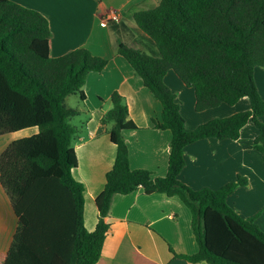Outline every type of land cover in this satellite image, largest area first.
Wrapping results in <instances>:
<instances>
[{
	"label": "trees",
	"instance_id": "1",
	"mask_svg": "<svg viewBox=\"0 0 264 264\" xmlns=\"http://www.w3.org/2000/svg\"><path fill=\"white\" fill-rule=\"evenodd\" d=\"M129 15L153 40L158 55L124 44L118 54L162 103V120H154V126L172 132L168 173L153 178L146 170L131 169L124 131L137 127L125 98L114 93L102 124L117 156L96 200V229L89 232L85 187L73 177L81 129L72 120L81 111L67 107L66 99L80 95L84 101L89 74L102 72L108 61L87 49L51 57L49 21L36 10L0 0V137L38 128L0 154V184L18 217L0 264H96L110 229L113 198L139 188L147 195L177 196L191 211L198 251L178 257L192 263L264 264V232L227 201L247 180L238 178L218 190H194L179 180L188 145L210 138L237 141L249 122L259 131L249 147L264 160V99L255 81V69L264 68V0H161L151 9L133 7ZM170 70L195 90L199 112L234 106L245 97L251 110L187 131L177 97L165 83Z\"/></svg>",
	"mask_w": 264,
	"mask_h": 264
},
{
	"label": "crops",
	"instance_id": "2",
	"mask_svg": "<svg viewBox=\"0 0 264 264\" xmlns=\"http://www.w3.org/2000/svg\"><path fill=\"white\" fill-rule=\"evenodd\" d=\"M12 1L38 11L49 21L51 57L87 49L108 61L102 72L89 74L83 89L85 100L77 95L78 103L72 108L81 111L72 120V124L81 129L75 143L78 167L73 170V177L85 187V227L94 232L99 215L96 200L105 189L107 174L113 169L117 156V147L111 141L107 126L102 124L114 93L125 98L129 118L137 127L124 131L131 169L146 170L153 178H162L168 173L172 132L154 126V120H162V103L135 74L131 64L118 54V47L124 44L152 56L158 55L155 43L133 21L129 11L133 7H157L161 0ZM113 11L121 13L118 22L107 20ZM259 68L263 67L255 69V81L258 74H264L262 70L257 71ZM165 83L177 97L187 131H194L213 119L251 110V101L245 97L234 106L222 104L199 112L195 90L173 70L166 74ZM256 85L264 99L257 81ZM261 120L264 122V116ZM32 129H35L33 134L38 132V128H31L10 135ZM258 135L257 127L249 122L237 141L210 138L188 145L179 180L194 190H218L238 178L247 180V185L238 187L227 201L243 218L254 219L264 232V160L261 152L249 147ZM11 142L0 147V154ZM192 219L191 211L177 196L147 195L143 188L129 195H116L108 217L110 229L96 264H208L178 257L198 251ZM17 226L18 217L0 184L1 254L10 251Z\"/></svg>",
	"mask_w": 264,
	"mask_h": 264
},
{
	"label": "rangeland",
	"instance_id": "3",
	"mask_svg": "<svg viewBox=\"0 0 264 264\" xmlns=\"http://www.w3.org/2000/svg\"><path fill=\"white\" fill-rule=\"evenodd\" d=\"M261 70L264 72V68H259L257 71H261ZM256 81L259 84L261 93L264 94V74H262V75L258 74L256 76ZM77 103H78V97H77V95L70 96L67 99V101H66V105L69 108L76 107ZM34 132H35V129H32V130L25 131L24 133H21L19 135H10V134L9 135H6V136H4V138H6L8 141H4L3 142V140H6V139L0 138V141H1L0 147H2L3 144H7L11 140L13 141L15 139H19V138H22V137L29 136V135L33 134Z\"/></svg>",
	"mask_w": 264,
	"mask_h": 264
},
{
	"label": "built area",
	"instance_id": "4",
	"mask_svg": "<svg viewBox=\"0 0 264 264\" xmlns=\"http://www.w3.org/2000/svg\"><path fill=\"white\" fill-rule=\"evenodd\" d=\"M121 18V13L119 11H113L107 18L110 22H118Z\"/></svg>",
	"mask_w": 264,
	"mask_h": 264
}]
</instances>
